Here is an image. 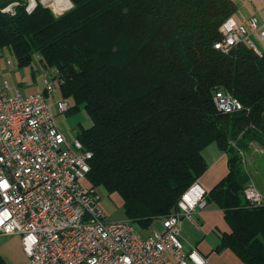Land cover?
<instances>
[{
    "label": "trees",
    "instance_id": "16d2710c",
    "mask_svg": "<svg viewBox=\"0 0 264 264\" xmlns=\"http://www.w3.org/2000/svg\"><path fill=\"white\" fill-rule=\"evenodd\" d=\"M52 2L62 14L40 0L32 12L28 0H0V56L9 51L22 68L39 53L43 70H57L61 100L84 106L91 126L77 138L93 153L89 185L118 194L126 219L151 231L207 171L204 151L216 144L231 155L228 175L207 195L230 227L219 250L264 264V205L244 197L252 176L239 154L264 147V51L214 47L234 0ZM219 89L249 111L218 112Z\"/></svg>",
    "mask_w": 264,
    "mask_h": 264
},
{
    "label": "built area",
    "instance_id": "2783aa9c",
    "mask_svg": "<svg viewBox=\"0 0 264 264\" xmlns=\"http://www.w3.org/2000/svg\"><path fill=\"white\" fill-rule=\"evenodd\" d=\"M28 1L32 12L37 2ZM14 6L4 11L13 12ZM249 26L264 43V24L253 18ZM221 32L214 47L222 53L245 42L261 54L246 24L231 18ZM57 74L46 72L44 90L29 95L6 77L0 82V236H19L28 264H209L181 239L182 219H193L208 206V191L199 180L184 192L177 211L155 219L148 234L129 219H108L98 189L87 182L93 153L57 123L68 111L66 101L54 98ZM214 103L222 114L249 111L228 90H216ZM250 147L264 153L257 143ZM239 154L246 166L247 154ZM243 194L250 205H264L253 181Z\"/></svg>",
    "mask_w": 264,
    "mask_h": 264
},
{
    "label": "crops",
    "instance_id": "0c3cea01",
    "mask_svg": "<svg viewBox=\"0 0 264 264\" xmlns=\"http://www.w3.org/2000/svg\"><path fill=\"white\" fill-rule=\"evenodd\" d=\"M234 2L236 3L238 9L236 14L233 16V19L248 26L251 39L257 45L259 50L263 52L264 43L260 39L258 32L254 31L249 26V24L253 18H256L260 25L264 24V1L234 0ZM56 12L62 13V10L60 9ZM3 51H1V56ZM4 77L8 78L13 86L20 88L22 91L21 85L13 84L12 82L14 81L9 75H5ZM45 79L46 71L44 70L42 78L43 88L41 91H43L45 88ZM87 126L90 127L91 123ZM204 154L206 160L208 161L209 167L207 171L201 176L199 181L209 193L228 175L229 159L231 158V155L220 150L216 144L208 146L205 149ZM256 165V161H253L249 158L248 166L251 168ZM113 196H117L120 204L124 203L123 199L118 194H113ZM108 219L119 220L110 218ZM124 219H126V216ZM141 232L143 234H148L150 231L142 230ZM227 232H230V227L224 218V212L214 203H209L208 206L203 210H197L193 216V219L184 217L181 221V239L183 240L185 246L188 248L196 247L207 259L209 264H244L231 250H219L221 245V236ZM11 237L18 238L20 242L19 236ZM21 253L26 257L22 247ZM26 259L28 261L27 257Z\"/></svg>",
    "mask_w": 264,
    "mask_h": 264
},
{
    "label": "rangeland",
    "instance_id": "374dc122",
    "mask_svg": "<svg viewBox=\"0 0 264 264\" xmlns=\"http://www.w3.org/2000/svg\"><path fill=\"white\" fill-rule=\"evenodd\" d=\"M35 1L37 2L38 0ZM40 1L44 2V0ZM52 3L53 2L51 1L46 4V6L50 7L55 14L60 15V13L55 11L56 9H54ZM39 58V53H34L31 65L20 68L17 66V61L13 54L9 53L7 50L3 51L2 56L0 57V81L5 75H9L14 81L12 82L13 84L21 85L24 95L41 91L43 88L42 78L44 70L40 64ZM56 87L57 94L54 95V98L61 99L58 83H56ZM66 102L68 103L70 111L58 115L57 123L65 135L69 139H73L78 136L82 128L88 127L87 125L91 123V119L84 109V106L80 105L77 110H74L73 108L75 106V102L72 99H67ZM257 146L261 150H264L263 146L261 147L258 144ZM249 158L256 161L257 165L250 168L248 166ZM247 160V165H243L251 174L252 180L256 184L259 191L264 195V153L261 154L252 149L247 155ZM98 194L101 198V205L105 209L108 218L119 220L125 218L123 204H120L117 196L114 197L113 195H109L102 188L98 189ZM20 246L18 238L0 237V255L4 258L6 264H28L26 257L21 253Z\"/></svg>",
    "mask_w": 264,
    "mask_h": 264
},
{
    "label": "bare ground",
    "instance_id": "6f19581e",
    "mask_svg": "<svg viewBox=\"0 0 264 264\" xmlns=\"http://www.w3.org/2000/svg\"><path fill=\"white\" fill-rule=\"evenodd\" d=\"M51 1H54V0H44V2L46 3H50ZM35 0H32V4L35 5ZM27 11H28V7H27Z\"/></svg>",
    "mask_w": 264,
    "mask_h": 264
},
{
    "label": "water",
    "instance_id": "95a60500",
    "mask_svg": "<svg viewBox=\"0 0 264 264\" xmlns=\"http://www.w3.org/2000/svg\"><path fill=\"white\" fill-rule=\"evenodd\" d=\"M43 4H45V5H46V4H48V3H46V2H43ZM72 7H73V4H72Z\"/></svg>",
    "mask_w": 264,
    "mask_h": 264
}]
</instances>
